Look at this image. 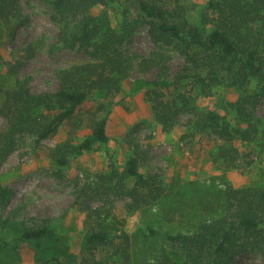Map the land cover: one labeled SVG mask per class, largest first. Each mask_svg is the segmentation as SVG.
<instances>
[{"label":"rangeland","instance_id":"rangeland-1","mask_svg":"<svg viewBox=\"0 0 264 264\" xmlns=\"http://www.w3.org/2000/svg\"><path fill=\"white\" fill-rule=\"evenodd\" d=\"M206 2L183 0L191 11L190 21L200 27ZM20 5L21 17L7 27L0 23L1 31L5 30L0 34V91L13 87L17 79L29 80L35 93L54 91L59 70L90 59L80 48L66 46L60 40V27L48 0H20ZM121 10L122 6L115 3L107 8L111 26L120 23ZM99 12L100 8L92 11ZM202 30L205 33L209 28ZM123 48L134 65L113 99L105 144H97L95 150L78 157L69 155L67 164L60 167L53 158L55 151L74 146L90 133L84 125H66L54 137L40 142L31 136H18L15 150L0 159V183L10 192L3 217L30 227L46 225L55 232V238L43 241L45 246L37 251L18 239L14 227L0 230V264H168L179 260L180 253L166 235L191 233L201 222L218 217L226 187H258L264 182V99L253 111L255 120L249 121L258 130L255 139L232 141L238 157L234 168L226 170L217 157L224 142L214 136L192 134L189 122L194 111H215L231 126L246 129V123L238 124L231 109L240 94L217 85L210 95H202L190 81H183L179 92L190 93L191 109L182 112L172 129L165 131L155 120L147 97L150 90L161 86V81L154 69L143 71L138 66L141 57L154 51L147 27L139 28ZM166 54L170 78L161 87L167 86L169 96L165 100L170 101L176 95L173 78L186 63L170 48ZM29 56L17 76L7 73L6 64ZM95 104L94 98L89 100L83 113L94 111ZM3 126L0 116V128ZM134 149L139 154V171L157 174L164 188L156 202L137 209L129 207L127 198L119 197L123 180L126 187L132 183L125 177V164ZM80 188L87 189L88 197L78 199ZM83 205L98 215L90 218ZM96 224L113 233L114 238L91 256L84 249L83 234L95 229ZM144 226L156 233L144 235ZM3 241L7 244H1ZM173 253H178L177 259ZM236 264H264V258L243 253Z\"/></svg>","mask_w":264,"mask_h":264},{"label":"trees","instance_id":"trees-1","mask_svg":"<svg viewBox=\"0 0 264 264\" xmlns=\"http://www.w3.org/2000/svg\"><path fill=\"white\" fill-rule=\"evenodd\" d=\"M48 1L60 27V40L66 46L80 48L90 61L59 70L54 91L32 92L27 79H17L13 87L0 91V116L5 122L0 128V159L15 150L18 136H31L40 142L54 137L66 125H84L90 133L74 146L65 145L55 151L53 158L60 167L67 164L69 155L78 157L95 150L97 144H105L107 119L115 106L113 99L134 65L123 46L131 42L139 28L147 27L154 51L140 58L141 70L154 69L162 86L170 78L166 49L176 51L186 63L178 77L173 78V99L165 100L169 96L167 86L147 93L154 118L163 130H171L178 116L191 109L190 93L179 92L183 81H190L202 95H210L217 85L240 94V100L231 109L237 123H246V129L231 126L215 111H194L189 122L192 134L214 136L224 142L217 157L224 169L234 168L238 152L231 143L234 139H255L258 130L249 121L255 120L253 111L264 99V0H207L201 27L190 21L191 11L183 0ZM112 3L122 6L116 27L110 25L106 14ZM95 8H100L98 14L92 13ZM21 16L20 0H0L3 27ZM205 27L209 31L204 33ZM29 59L30 56L20 57L6 64L7 73L17 76ZM92 98L96 101L94 111L85 115L83 107ZM261 123L264 125V120ZM138 156L134 149L127 159L125 177L132 183L126 187L123 180L119 191V197L130 201L131 209L150 205L164 193L157 174L139 171ZM88 193L86 188H80L78 199L88 197ZM9 196V190L0 183V230L12 226L24 245L41 250L45 246L43 241L55 238L54 230L46 225L26 226L3 217ZM219 207L222 213L218 217L201 222L193 232L165 236L180 253L179 260L168 264H236L243 253L264 258V182L258 187H226ZM81 208L90 218L98 215L89 206ZM96 225L83 234L84 249L91 256L114 238L113 233ZM142 231L144 235L156 233L147 226ZM173 255L178 258V253Z\"/></svg>","mask_w":264,"mask_h":264}]
</instances>
